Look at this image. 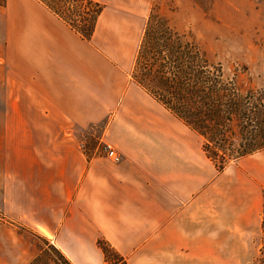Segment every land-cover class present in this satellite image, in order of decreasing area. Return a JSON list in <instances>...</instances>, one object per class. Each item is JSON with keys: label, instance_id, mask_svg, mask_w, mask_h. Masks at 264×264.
Segmentation results:
<instances>
[{"label": "crops", "instance_id": "crops-1", "mask_svg": "<svg viewBox=\"0 0 264 264\" xmlns=\"http://www.w3.org/2000/svg\"><path fill=\"white\" fill-rule=\"evenodd\" d=\"M103 5L90 40L39 0L0 6V264H252L261 244L264 149L218 172L203 138L131 76L151 0ZM104 123L86 153L77 130Z\"/></svg>", "mask_w": 264, "mask_h": 264}, {"label": "trees", "instance_id": "trees-1", "mask_svg": "<svg viewBox=\"0 0 264 264\" xmlns=\"http://www.w3.org/2000/svg\"><path fill=\"white\" fill-rule=\"evenodd\" d=\"M83 39L90 40L103 5L94 0H39ZM1 0L0 5H4ZM133 80L203 138V151L218 172L264 149V89L241 90L219 63L184 34L149 13L136 55ZM93 149V148H92ZM89 148L86 153L89 154ZM261 232L264 233V209ZM26 264H72L45 237ZM253 264L264 262V236ZM107 264H126L103 238L97 240Z\"/></svg>", "mask_w": 264, "mask_h": 264}, {"label": "rangeland", "instance_id": "rangeland-1", "mask_svg": "<svg viewBox=\"0 0 264 264\" xmlns=\"http://www.w3.org/2000/svg\"><path fill=\"white\" fill-rule=\"evenodd\" d=\"M150 13L193 40L241 90L264 89V0H151ZM103 128L101 122L77 130L83 148L103 153ZM19 231L36 248L41 244L35 232ZM263 236L256 237L258 244Z\"/></svg>", "mask_w": 264, "mask_h": 264}, {"label": "built area", "instance_id": "built-area-1", "mask_svg": "<svg viewBox=\"0 0 264 264\" xmlns=\"http://www.w3.org/2000/svg\"><path fill=\"white\" fill-rule=\"evenodd\" d=\"M103 154L114 162L120 161V155L109 145H103L102 147Z\"/></svg>", "mask_w": 264, "mask_h": 264}]
</instances>
